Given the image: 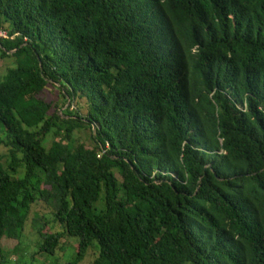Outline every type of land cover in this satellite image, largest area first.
I'll list each match as a JSON object with an SVG mask.
<instances>
[{"label":"trees","instance_id":"trees-1","mask_svg":"<svg viewBox=\"0 0 264 264\" xmlns=\"http://www.w3.org/2000/svg\"><path fill=\"white\" fill-rule=\"evenodd\" d=\"M0 28V264L38 203L66 264H264V0H0Z\"/></svg>","mask_w":264,"mask_h":264},{"label":"rangeland","instance_id":"rangeland-1","mask_svg":"<svg viewBox=\"0 0 264 264\" xmlns=\"http://www.w3.org/2000/svg\"><path fill=\"white\" fill-rule=\"evenodd\" d=\"M15 60L13 57H7L0 60V74H4L8 67L14 66ZM44 99L51 101L52 103L60 102L62 100V95L60 91L56 89L53 84L46 86L43 94H41ZM80 106L83 107L80 110H77V103L69 104L68 103L62 107H59V113L65 109L68 105L70 111L77 110L80 114L85 113V103L83 100H79ZM52 137L47 136V145L51 143ZM73 141L75 143H83L88 147L93 146L92 137L88 129H78L73 133ZM5 149L3 146H0V151L3 152ZM43 217L52 219V214L49 208H45L41 203H38L36 206H32V212L29 216L25 230L23 232V238L21 243L18 245V250L12 252L10 248L16 243V241H11L8 244H5L2 248L7 258L10 261V264H66L71 260L76 247V241L71 238H63V248L54 255H49L45 253H35L37 248L38 235L35 230V222H43ZM45 219V218H44ZM57 229V227L55 228ZM95 249L91 248L88 250L85 258L79 264H89L94 257Z\"/></svg>","mask_w":264,"mask_h":264},{"label":"built area","instance_id":"built-area-1","mask_svg":"<svg viewBox=\"0 0 264 264\" xmlns=\"http://www.w3.org/2000/svg\"><path fill=\"white\" fill-rule=\"evenodd\" d=\"M16 35L17 33L10 36L8 29L0 28V39L8 38V37L14 38V36Z\"/></svg>","mask_w":264,"mask_h":264}]
</instances>
